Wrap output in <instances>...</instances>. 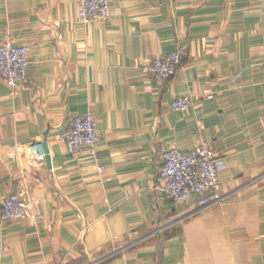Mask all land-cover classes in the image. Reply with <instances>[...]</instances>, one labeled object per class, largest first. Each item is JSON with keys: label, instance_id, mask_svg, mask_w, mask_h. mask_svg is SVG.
<instances>
[{"label": "crops", "instance_id": "1", "mask_svg": "<svg viewBox=\"0 0 264 264\" xmlns=\"http://www.w3.org/2000/svg\"><path fill=\"white\" fill-rule=\"evenodd\" d=\"M109 1V19L82 25L78 0H0V43L31 61L15 90L0 76V206L30 204L0 221V264H264V0ZM177 49L189 56L157 82L146 61ZM87 112L96 159L61 141ZM45 140L51 167L26 154ZM203 142L222 189L200 208L155 178L160 147Z\"/></svg>", "mask_w": 264, "mask_h": 264}, {"label": "built area", "instance_id": "2", "mask_svg": "<svg viewBox=\"0 0 264 264\" xmlns=\"http://www.w3.org/2000/svg\"><path fill=\"white\" fill-rule=\"evenodd\" d=\"M78 20L82 25L111 17L109 0H78ZM188 51L177 49L173 52L146 61L145 70L161 83L174 77ZM30 47L11 40L0 43V76L15 90L25 83L30 65ZM15 93V92H13ZM191 104L189 96L180 97L173 103L176 111H185ZM100 140L99 123L92 112L82 113L72 119L69 127L61 134V141L70 153L79 155L88 147L92 158L98 157ZM27 157L32 161L43 162L47 153L42 142L30 144L26 148ZM160 167L155 184L174 201L180 203L199 196V207L205 208L221 199L222 182L219 177V162L216 152L207 142H203L188 153L175 146H162L159 149ZM104 167H99L103 172ZM30 204L21 194L5 197L0 206V221H13L29 216Z\"/></svg>", "mask_w": 264, "mask_h": 264}, {"label": "water", "instance_id": "3", "mask_svg": "<svg viewBox=\"0 0 264 264\" xmlns=\"http://www.w3.org/2000/svg\"><path fill=\"white\" fill-rule=\"evenodd\" d=\"M43 147L45 149V152L47 153V156H46V161H47V164L49 167H51V157L49 155V148H48V145H47V141H43Z\"/></svg>", "mask_w": 264, "mask_h": 264}]
</instances>
